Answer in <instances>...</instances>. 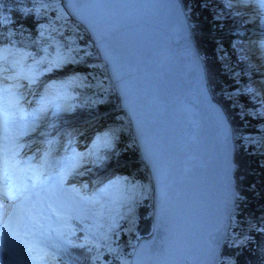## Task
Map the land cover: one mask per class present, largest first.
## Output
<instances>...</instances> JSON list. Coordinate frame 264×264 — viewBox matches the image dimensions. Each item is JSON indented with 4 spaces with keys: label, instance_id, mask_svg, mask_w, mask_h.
<instances>
[{
    "label": "water",
    "instance_id": "95a60500",
    "mask_svg": "<svg viewBox=\"0 0 264 264\" xmlns=\"http://www.w3.org/2000/svg\"><path fill=\"white\" fill-rule=\"evenodd\" d=\"M59 1L103 62L151 181L150 231L130 263L220 264L236 206L233 131L183 1Z\"/></svg>",
    "mask_w": 264,
    "mask_h": 264
},
{
    "label": "rangeland",
    "instance_id": "374dc122",
    "mask_svg": "<svg viewBox=\"0 0 264 264\" xmlns=\"http://www.w3.org/2000/svg\"><path fill=\"white\" fill-rule=\"evenodd\" d=\"M35 3V10L45 17L47 21L40 25L39 32L35 37L42 46V56L50 62V73L46 76L39 74L43 77L39 79L34 73H31V67H34L35 63L33 65L24 61L23 64L20 54L12 48H7L4 51H0L1 58H4L0 62V83L9 82L10 84L20 85V91L24 92L23 90H27L29 94L32 91H36L34 95L30 94L29 98H24L22 95L19 97L24 98V107H27V103L29 102L32 106H38L37 109H39V104L44 103L45 110L42 113V121L45 128L39 130L38 133L44 138L49 136L50 138L51 136L56 137L57 145L60 143L61 147L51 150L47 154L48 161L43 162L38 157V161L36 160L34 164H39L41 168H49L56 164L63 167L61 163L63 161L61 160H66L65 158L67 160L73 159L77 155H80L82 162L78 166L76 165L74 168L68 169L67 174L69 173L68 175L71 174L73 176L74 182L71 180L70 185L74 184L76 190L80 192H76L78 194L75 195L82 198L78 196L81 194L84 198L78 201L79 203L73 202L71 209L69 210V206L62 213V219L60 220L61 228L58 236L56 239H51L47 243V246L41 245L42 248L36 247L35 255H39L38 250H44L46 256L45 253L40 255L46 258H42L45 260L43 264H57V252L65 248L67 242H73L69 240L78 239L80 241V237L77 234L78 232H84L85 236L82 244L87 246L86 250L88 252H93L91 264H105L104 252L111 249L116 250L114 243L116 242V238L120 237L119 226H125L127 232H131L134 225V211L137 203L149 197V185L143 183L140 177H131L117 170L115 166H118L119 163H116L114 167L107 165L108 167L105 166L103 168L102 165H99L102 163L105 155L117 147L118 143L126 145L128 148L134 147L136 149L129 131V125L122 115L120 117L122 121L120 124L116 122L102 123L96 121L97 116L100 115L97 111L98 105L105 103L110 98L109 94H113L111 84L105 76L103 63L94 57L92 51L89 49L90 42L83 41L84 35L82 29L76 26V22L68 18L61 8L59 0H35ZM213 4L212 0H201V7L204 9L210 10ZM193 5H195V2H193ZM2 17L3 14L0 15V20H3ZM12 34L18 35L17 33ZM33 38L34 36L31 37V39ZM212 39L214 44L213 49L217 53L219 51L220 37L217 36V38ZM6 50L11 52H7ZM88 53L93 56L90 61L86 62L84 61V55H88ZM223 53L219 54L222 55L221 58L225 57V51ZM82 64L86 65L87 70L76 68V66L82 67ZM220 66L228 70L232 68L229 59H225V63ZM91 68L92 70L90 71ZM11 73H14V75H11ZM219 74L222 73L219 72ZM232 74L237 78L238 74H241V70H237ZM3 77L7 78V80H1ZM246 84L249 83L247 82ZM72 85L86 86L92 90L86 104L87 110L90 109V111H86L87 115L78 119L75 116L68 115V104L78 105L75 101H69L65 93V90ZM247 87L246 85L244 89ZM48 96L47 100H42V98ZM231 102L233 104L237 103L233 99H231ZM258 103H260L259 99ZM241 108L242 106L240 105L236 112L238 116L240 112L242 113ZM34 111L28 109L29 113ZM261 116L264 120V112L261 113ZM63 124L67 130L59 136L57 134H61L60 129H62ZM57 137H60V139ZM76 141L82 142V150H85L88 155L85 156V153H76L74 151L78 150L77 148L80 146L76 144ZM248 146L249 144L244 140L239 144V148L242 151ZM89 147L92 148L91 151H89ZM252 149L257 152L255 154L257 161L264 158V144L261 148ZM46 150V146L40 148L38 156L42 157ZM236 150L235 148L233 156ZM120 163L123 164V162ZM247 171L251 175L255 173L252 167L250 171L249 169ZM255 177L257 188H260L259 193L263 194L261 186L264 185V175H261V171H259L256 172ZM254 185L252 182L250 183L252 189H254ZM240 198L244 199L245 197L238 192L235 198L236 206ZM236 206L231 221L232 233L230 232V237L228 236L226 239L227 243L225 242L228 247L232 248H236L238 241L243 237L241 232L235 231L236 229H240L239 225L236 224L238 223L237 221L252 223L253 220H256L253 215L256 216L258 214L264 203L248 205L250 207L249 212H244L242 211L244 209H240L241 211L235 215ZM74 222L78 226L74 225ZM249 225H246L248 229ZM222 257L220 263L230 264V260H232V263L234 262V258L230 255H223ZM119 262L121 264H129V259L126 255H123V252Z\"/></svg>",
    "mask_w": 264,
    "mask_h": 264
},
{
    "label": "trees",
    "instance_id": "16d2710c",
    "mask_svg": "<svg viewBox=\"0 0 264 264\" xmlns=\"http://www.w3.org/2000/svg\"><path fill=\"white\" fill-rule=\"evenodd\" d=\"M182 1L186 6L188 0ZM212 1L214 4H218L220 6L218 0ZM193 2H195V5L192 4L187 13L192 21L194 39L197 41V45L200 48V51H202V53L206 56L205 64L207 68V81L210 84L211 91L215 93L214 95L216 97L220 96V99H224L223 88L221 85H223L224 81L229 79H227L228 76L226 74H221L220 76H218L219 66L217 64L212 65V58L215 54L212 38H217V36L220 37V40L223 41L222 43H224L223 45L226 48L227 53H229L230 56H234V53L230 54V47L228 46L229 41L226 42V39H224L230 31L229 27L234 24V21L232 22V24L231 21H226V25L228 26L226 27V29H222L218 27L216 22H213V20L211 19L213 12L217 13V9L212 10V12L210 13L209 10L200 8V2L198 0H193ZM35 4V0H0V15L3 14V20H0V51H4L7 48H12L16 51L20 50V52L25 54L24 56L28 61L36 60L34 62L35 65L33 67V72L38 74V76H40L39 74H43V76H46L51 67L50 62L42 56V46L37 41L35 36L39 32L40 25L46 23L47 21L45 17H43L39 12L35 10ZM238 23L242 25L246 24V22L244 21H239ZM235 24H237V22H235ZM82 32L84 35V40L89 41L85 31L82 30ZM12 33H17L18 35H13ZM33 36L34 38L31 39V37ZM94 55L97 56L96 52H94ZM84 56V61L88 62L93 55H90V53H88V55ZM238 63L239 67H241V69H244V66L240 65L244 62L238 60ZM81 66L82 67L76 66V68L87 70L85 64H82ZM232 68L235 69L236 67ZM91 70L92 68L90 69V71ZM233 72L235 71L233 70ZM220 79H223L221 83L218 82L220 81ZM90 93L91 89L86 88L85 86L77 85L73 86V88L66 93L69 100H76L80 102L79 105L70 108L71 116H75L76 118L84 117L83 113H85V110L83 109L88 103L86 99L90 97ZM244 94H242L241 97L243 101H246V96ZM112 96V98L110 96L109 100H107L106 103H101L97 107L98 112L108 109H111L112 111H109L105 115L100 113V115L97 116L96 121L102 123H115V115L123 114V111L117 108L116 96ZM233 111L234 109L230 110L226 108V112L235 128V131L239 132L238 130H240V127L238 125L240 124V121H235L236 118L234 117ZM243 130L245 132H248L246 128H243ZM248 154V151H242L241 148H237L234 155V159L237 165L235 169L236 185L238 188V192H240V194L245 197L244 199L240 198V200L238 201L235 209V215H237V213L241 211L240 209H244L242 210L244 212H249V206L254 203H264V185L261 186L263 194H260V188L258 189V186L255 183V173L251 175L247 171L253 164V157L248 156ZM120 162H123V164ZM139 162L140 161L138 160L136 149L134 147L127 148L120 143H118L117 147L113 148L108 153L105 162L103 161L105 165H110L113 167L116 163H119L118 166H115L117 170L121 171L124 174H128V176L131 177H140V180H142L143 183H147L148 181L146 180V176L144 174H141V176L137 175L138 173L140 174L139 166H137ZM251 182L255 184L254 189L250 187ZM255 192L256 194H254ZM135 212L136 215L134 214V219L136 220V222L134 224V233L125 234L124 232H122L120 234V237L116 238V242L114 243V248H116V250L111 249L104 252L103 254L105 264H121L119 260L121 258L122 252L123 255H126V257L129 258L131 249L137 236H139L140 234H146L150 231L151 209L149 197L144 199L142 202L137 203ZM259 212L260 211H258V213ZM237 222L244 224L242 221ZM83 233L84 232H78L77 234L81 237L80 241L76 240L74 244L69 243L68 250L65 251L64 256H62L59 260V264H91L93 252H88L86 250L87 246L80 244L85 236ZM261 240L264 241L260 232L257 233L256 230H252L247 234L245 240L242 241L244 242L243 245L232 248L228 247V245L225 244L223 255L232 256L234 258L233 264H263L264 258L261 257L256 259V256L252 257L254 253L258 251L264 252V246L262 245ZM78 244L81 246H77Z\"/></svg>",
    "mask_w": 264,
    "mask_h": 264
},
{
    "label": "bare ground",
    "instance_id": "6f19581e",
    "mask_svg": "<svg viewBox=\"0 0 264 264\" xmlns=\"http://www.w3.org/2000/svg\"><path fill=\"white\" fill-rule=\"evenodd\" d=\"M221 1L226 3L227 0H221ZM233 1L237 4V6L241 7L243 10H245L244 12H246V10H247V6L245 5L246 0H233ZM258 1H259V3H262V5L264 6V0H258ZM192 4H193V1L190 2V0H189V2L186 3V6L184 5L187 17H189L187 12L190 9V7L192 6ZM180 6H181V9H182V5H180ZM237 6L234 8V10L237 9ZM257 9L259 10V8H257ZM64 12H66V11H64ZM217 14H218V16L220 15L221 19H226V17H227L226 13L222 9H218ZM67 16H68V14H67ZM231 18L234 19L232 14H231ZM211 19L214 21V17H212ZM76 26H78L80 29H82L84 31V29L81 27V25L78 22L76 23ZM241 26L244 28L245 25L243 24ZM260 28H263V27L260 26ZM228 33H231V32H228ZM256 36H262V39H264V32H261V35H256ZM224 39H226V42L227 41H231V40H233L231 42H234L235 38H234V35H228V36H225ZM83 41H85V40H83ZM89 42H90L89 49L92 51V53L94 55L95 48L92 46L90 40H89ZM222 42L223 41L220 40L219 44L223 45L224 43H222ZM255 44H257L256 41H255ZM219 49H220L221 52L223 51L221 48H219ZM230 54H233L231 49H230ZM238 54H246V53H238ZM94 57L97 59V56L94 55ZM233 58L234 57H232L231 59L232 60L235 59V61H236V58H234V59ZM229 61H230V59H229ZM100 62H102V61H100ZM229 63H231V67H235V65L231 61ZM202 73L204 74V77H205V80H206V78H207V70L205 71V70L202 69ZM219 75H221V74H219ZM1 80H7V78L3 77ZM222 81H223V79H220V81H218V82L221 83ZM229 81H232V80H229ZM225 82H228V81H224L223 82L224 86H222L220 84L222 86V88H223L224 99H222V98L220 99V96H217L218 97L217 98L214 95L215 93H213L211 91V88H210V85H209L208 82H206V86H207V89L209 91H211V96L216 101V103L220 106L221 110L225 111L226 108L230 109V110L234 109V112L236 113L238 111L239 107H240V104L237 105L238 103L237 104H233L231 102V99L235 100V98L232 96L231 92L228 89L224 88V87L227 86ZM1 85L8 90V94L9 95H12L11 93L14 90L18 94V97L22 95L24 98H29V96H31L30 94L34 95L36 93V91H32L29 94L27 90H23L24 92H21L20 91V88H21L20 85L10 84L9 82H4ZM111 88H112V86H111ZM109 96L113 97L112 93L109 94ZM114 96H116V98L118 99L117 95H114ZM12 97H13L14 100H16V101L18 100L15 96H12ZM23 97H22V99H24ZM48 98H49V96L42 98V100L44 101V100H47ZM10 104L13 105L12 102ZM261 104L264 106V100H262ZM43 105H44L43 102L40 103L39 104L40 108L37 109L38 106H32L31 103L28 102L27 103V107L26 106L25 107L30 109V111H33V110L36 111L37 110L36 112L35 111L32 112L33 115L38 116L40 119H42V113L45 110V106H43ZM117 108H118V103H117ZM117 108H116V110H117ZM113 110H114V108H113ZM241 110H242V113L240 112V115H239L240 124L238 125L240 127V130H238L239 132L235 131V128H234V126H233V124H232V122H231V120L229 118L230 123H231L230 125L232 127L231 129L233 131V137H232L233 154H234L235 148L236 149L239 148V144L242 142V140L246 141L249 144V146L245 147V150L249 152L248 156L253 157V162H252L253 164H252V166H250L249 169H251V167H252V169L255 171V175H256V172H259V171H261V175H264V173H263L264 172V166H263L264 165V158H261V159H259L257 161L256 160V155H255L257 152L252 149V148H257V147L261 148L262 145L264 144V122H261V121H259V120L254 118L259 113L257 109H255L254 110L255 112H254V111H251L250 109L246 108L245 106H243L241 108ZM109 111H112V110L111 109H108V110H105V111L103 110V111H100L99 113L105 115ZM121 115L125 118V120L128 123V118L126 117V114L124 112H123V114H118V115L116 114L115 115L114 118H115L116 123L120 124L122 122L121 118H120V117H122ZM26 120H27L26 114H23L22 111L19 108H17L16 112H13L11 120H10V122H11L10 131L13 132V131H15L17 129H20L21 127H24L25 123H26ZM254 123H257V124L261 125L260 130H258L253 125ZM42 128H45V127L43 126V121L40 120V123L38 124L37 128L34 130V133L31 134V135L29 134V136H27L28 138L25 141L28 142L29 140H33L34 138H36L39 130H41ZM243 128H246L248 130V132H245L243 130ZM39 138L40 139H38V141H36V142H38L37 145L36 144H31V145H28V148L29 149H30V147L36 148V149L38 148V150H39L43 146H46V149H47V145L48 144L46 145L45 142L43 141V140H45V138H42V137H39ZM49 147H51V144H50ZM89 148H90L89 151H91L92 148L91 147H89ZM8 151H9V155H10V149H8ZM46 152H47V150H46ZM31 153L35 154L36 150L33 149L31 151ZM81 153H85V156L88 155V153L85 150H83ZM107 156H108V154H106L105 157L103 158L104 162L107 159ZM38 157H40L41 160L42 159L45 160V158H43V156L42 157L38 156ZM22 159L25 162H21L20 160H17V159L16 160L15 159L11 160L10 167H11V172H12L11 175H12V177H11V179H9V181L11 180L12 184L17 189V193L19 194V199L22 202V206L24 208H26L25 211L26 212L29 211V213L30 212H35L36 216H34V215L31 216V221L28 223V225L25 224L26 225L25 229L23 230V232H21L19 234V235H21L20 246H14L13 245V246H11V247H9L7 249V250L15 249V251H20V252H18V254L16 255V257L14 259V261L17 262V263L20 262L19 256L23 252L27 253V254L25 253L23 257L25 259H27V261H28L29 260L28 251L32 252L31 255H35L36 247L42 248L41 245L42 246H47V243L51 239L55 238V237L50 236V235L53 234V232L51 231V228L53 229L54 226L56 225V221L60 220V215H59L58 212H60L61 210L62 211L66 210L70 205H72L73 202L74 203L75 202L79 203L78 201H81V199L83 198V196L81 194L78 195V196H81L82 198L77 197L75 195V194H78L80 192H78L76 190L74 184H72V185L68 186L65 190H61V193L63 194V197L65 199V202L63 204L62 203L63 201H60L57 204L58 206L55 207V210H39V209L31 210L35 206V203H37L38 201L41 202L42 198L44 196L48 195L46 193L48 190H52L55 187L59 186L58 182H62V181H69L70 182L71 180H73V176H71V174L68 175L69 173L67 174V170L74 168L76 165L78 166L82 161H81L80 155H77L75 158H73V159L71 158L72 159L71 162H69V160H71V159L67 160V158H65L66 160H61V161H63V162H61L63 167H60V166H58L56 164V165H53L49 170H47V172L43 171V173H30V172H33V170H35L33 168L35 166L34 162L33 161H26V159H27V155L26 154L24 155V158H22ZM234 160L235 159H234V156H233V164H234L233 169L234 168L236 169L237 165H236V162ZM103 161H102L101 164H104ZM105 166H107V165H105ZM137 166H139V169H140V174L138 173L137 175L141 176V174H144L146 176V180L148 181L147 184L149 185V192L148 193H149V199H150V188H152V186H151V181H150L149 175L147 173L148 172L147 168H146L145 164L142 161H140L137 164ZM259 166H260V168H259ZM235 169L233 170L234 176H235ZM48 174H52V175L55 174L54 176H57L58 178L56 180H52V181L48 182L47 184H44L43 180L46 179ZM126 175H128V174H126ZM133 177H135V176H133ZM235 186H236V194H237L238 193V188H237V185H236V176H235ZM76 192H78V193H76ZM28 194L31 195L30 198L27 197ZM254 204H256V203H254ZM3 208H4V204L1 205L0 210H2ZM150 209H151V204H150ZM260 209H261V210H259L260 212L256 216L253 215L256 220L255 221L253 220L252 223H245V222H243L244 224H241L240 222L236 223L237 225H239L240 229H236L235 231L236 232L239 231L243 235V237L240 238V241H238L237 246H241V245L244 244V242H242L243 240H245L244 237L247 236V234L250 231H252V230H256L257 233L260 232V234L262 236V239L264 240V219H263L264 218V206H262ZM40 211H42V213L44 214V217H40ZM53 211L58 213L56 218H55V214H54ZM134 214L136 215L135 211H134ZM150 218H151V212H150ZM50 219H52L54 221H52L51 223H48V221ZM55 219H56V221H55ZM58 222H60V221H58ZM135 222H136V220L134 219V224H135ZM231 224H232V222H231ZM247 224H250L249 225V229L246 227ZM257 224H259V225H257ZM119 232H120V234L122 232H124L125 234L134 233V225H133V228H132L131 232L130 231L127 232V230L125 229V226H119ZM230 232L232 233L231 225H230ZM230 232L228 234L229 237H230ZM106 233L108 234V232H106ZM47 234H50V235H47ZM137 238H138V236H137ZM137 238H136V240H137ZM34 239H38V244L37 245L32 244ZM80 240H81V237H80ZM136 240L134 242V245H133L132 249L134 248V246L136 244ZM228 240L230 241V239H228ZM226 243H227V241H226ZM262 245L264 246V241H262ZM132 249H131V251H132ZM38 251H39L38 254H40L44 250H42V251L38 250ZM43 253H45V252H42L41 254H43ZM222 254H223V252H222ZM130 255H131V252H130ZM130 255H129V258H128L129 259V264H131L130 263ZM254 256H256V259L261 258V257L264 258V252L263 251H258L256 253H254V255L252 257H254ZM230 262H231L230 264H233L232 260H230ZM29 263L30 264H35V262L32 261V260ZM220 264H223V263H220Z\"/></svg>",
    "mask_w": 264,
    "mask_h": 264
}]
</instances>
